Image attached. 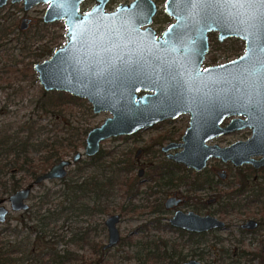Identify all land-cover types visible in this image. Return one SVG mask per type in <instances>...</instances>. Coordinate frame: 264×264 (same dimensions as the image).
I'll use <instances>...</instances> for the list:
<instances>
[{"label": "water", "instance_id": "1", "mask_svg": "<svg viewBox=\"0 0 264 264\" xmlns=\"http://www.w3.org/2000/svg\"><path fill=\"white\" fill-rule=\"evenodd\" d=\"M7 1L0 0V7ZM81 1L10 0L12 4L22 2L24 11L46 3L42 22L63 20L66 26V43L47 59L33 64L42 90L63 91L84 98L91 103L94 113L108 111L110 116L87 131L83 153L77 151L71 158L59 160L22 188L0 197V223L5 221L9 210L28 208L27 200L35 185L63 179L67 167L82 155L90 157L98 153L103 140L133 134L183 113L191 114L190 125L182 137L184 148L168 154V158L196 169H201L210 156L230 160L235 166L264 165V53L257 48L248 60L240 59L248 48L239 23L246 19V15H239L245 10L219 9L212 5L194 15L185 0H165L164 11L174 21L156 39L150 26L156 12L154 0H132L108 13L103 9L108 0H96L85 14L79 12ZM26 22L24 18L20 21L21 30L26 28ZM209 32H218L219 41L239 38L244 43L243 53L229 62L201 70L209 49ZM140 91L144 93L138 95ZM231 115L245 118L232 119L227 126L219 127V123ZM246 127L251 129V135L245 141L224 148L204 144L214 135ZM169 147L171 145L163 151ZM172 203L173 199L169 198L165 205ZM118 221L117 214L105 219L108 236L104 249L119 242ZM170 222L195 232L224 225L214 217L179 211ZM253 224L254 221L249 220L244 226ZM181 264L203 263L190 259Z\"/></svg>", "mask_w": 264, "mask_h": 264}, {"label": "rangeland", "instance_id": "2", "mask_svg": "<svg viewBox=\"0 0 264 264\" xmlns=\"http://www.w3.org/2000/svg\"><path fill=\"white\" fill-rule=\"evenodd\" d=\"M131 0H110L108 7L112 8L118 3H127ZM159 7L161 8L156 16L154 24L152 26L156 30L164 28L172 20L170 17L166 16L163 12V5L165 0H154ZM94 0H84L81 5L82 9L88 8L93 4ZM46 3H40L24 11L22 8V2L18 3H7L5 6L0 8V23L5 26L12 27V34L8 35L7 47L9 48V53L13 52V55L18 54V59L28 60L27 57L24 58L26 53L20 54L18 47L23 44L30 46L34 44V47L40 44H50L49 49H55L58 46H61L65 43L64 33L66 28L63 22L55 21L47 24L45 28H41L42 17L44 10L46 8ZM27 20V26L25 29L21 30L19 28L20 21L22 19ZM39 28L45 30V35L42 41L36 42L35 39L31 41L24 40L26 36H30ZM158 30V31H159ZM40 34H43L41 32ZM36 38L37 36L34 35ZM18 38L13 41L11 39ZM6 41V42H7ZM35 41V42H34ZM210 49L206 55L204 65L219 64L227 62L235 57H238L243 53V41L237 38H231L222 45H219L216 42L215 34L210 35ZM31 45V46H32ZM13 48V51L11 49ZM34 50V49H33ZM44 58L38 59L36 62H41ZM35 73V72H34ZM32 75V74H31ZM21 85L27 86V88L22 91L19 95H14L12 89L8 88L5 82H0V121L1 120H15L21 119L22 117L28 115L31 111V105L29 104V99H35L39 93V90L42 89L38 83L37 76L32 75L31 80H25ZM5 86L7 88L2 89ZM9 95V96H8ZM83 100V107H72L68 109L71 113L70 123L74 128H87V131L95 126L100 125L104 119L110 116L108 111H100L94 113L91 107V103H88L86 99L80 98ZM69 115H67L68 118ZM188 122V117L186 115L179 116L170 124H159L157 128L153 126L149 128H144L139 130L137 133L129 136H113L108 139H105L101 142V161L108 163L109 160L114 162L118 160H125V163L119 164L120 166H126V162L134 166L131 170L127 169L122 172L123 179L124 177H129V173L132 172V176L136 177L137 182L140 179H145V176L148 174L151 175L153 168L160 166L161 163L166 161V158L162 154L160 147L166 144L164 141L165 136L169 135V131H174L170 135L173 137L171 141L176 142L180 139V136L183 132L184 126ZM179 129V130H178ZM86 134L83 136V144L78 147L76 151L83 153L84 150V139ZM249 136V130L244 129L240 131H235L224 135L220 139L210 141V143H217L219 145H227L228 143L234 142L236 140L245 139ZM177 147L175 150H179ZM139 150H141L139 152ZM75 151H63V158H71ZM108 156V157H107ZM93 163L90 158L82 156V159L71 166L67 167L66 180L69 181L78 176H87L91 173H95V168L89 166ZM114 167H119L115 165ZM212 168L218 170H224L227 173V179L225 184H228L233 181L236 183L238 177L242 174L248 177V182L246 189H252L256 186H264V168L260 169L256 175L260 178H257L256 181L252 179L254 175L248 165H243L239 168H235L229 162L223 164L219 159H210L209 160V170L201 173L199 178L204 176H210L212 182H219L221 180L217 179V176L211 171ZM78 169H84L82 172ZM140 169H143V174L141 177L137 176V173ZM159 169V168H156ZM171 169V168H170ZM170 171L168 168L164 169ZM176 175H184L185 173L187 178L195 177L194 172H188L187 170H181L175 172ZM198 177V176H196ZM30 181V180H29ZM32 181V180H31ZM133 180L131 179L130 182ZM187 181V180H186ZM159 183H162L161 181ZM26 185V184H25ZM23 185V186H25ZM63 179L58 180H46L41 182L38 185H35L30 193V196L27 200L28 208L31 211H10L7 214L5 221L0 223V234L4 240H9V242L23 240V242H32L36 238L34 233L29 235L30 229L28 226L33 227L35 223L29 222L28 216L35 217L43 214V210L47 207H52L54 205L60 206L63 204V196L60 194H54L63 190ZM175 187V186H174ZM207 188V185H204ZM139 193L132 197L127 198V195L123 190L114 191V193L108 199V208L109 212L107 213H95L94 215H80L70 216L69 219L65 220L64 218L58 219L55 223L51 224L46 228V237L43 241L50 242L51 246L54 247L57 251H61L64 247H70L76 251V254L80 257H83L88 261L95 260L98 256L93 254L89 245L85 244L83 240L80 246L79 244H69L68 240L73 234H81L90 242L99 243L97 247L106 243L107 232L104 226V220L107 216L111 214H119L120 219L117 223V228L120 234V241L113 247L107 249L103 252L104 259L100 264H179L180 262L195 258L206 264H264L260 262V256L262 243H250L249 237L244 236L241 240L243 241L240 246L236 244V240L240 237L239 232H237V226L244 219V217L237 214L231 213L222 216L221 213L217 214L222 218L227 224L228 227L225 230L215 231L212 233L206 234L202 240L205 245L208 247L201 251L200 248L197 249L198 237H190V235L180 233L171 228H167V218L170 217V212H159L153 211V205L155 204L154 200L161 199L162 201L165 198V194L175 189H165V193H157L156 195H148L146 192L147 185L140 183L138 187ZM180 194L187 196L190 200L187 201L189 205L190 201L193 203V198H197V195L203 196V198H210V190L205 189V191H200V193H192L189 191L188 186L181 185L176 187ZM155 189V188H154ZM157 190V189H156ZM169 190V191H168ZM226 190V189H225ZM164 191V190H163ZM126 195V196H125ZM40 197H45L46 199L42 201V206L40 211H36L37 207L41 205ZM188 206H182V209L187 210ZM216 206H209L206 209H201L198 207V212H206L215 210ZM251 214L254 215L257 213L256 208H252ZM36 213H32V211ZM255 218L258 215H254ZM24 223H27L24 225ZM8 229V231H3ZM35 229V228H34ZM11 230H14L13 233ZM11 231V232H9ZM262 236V232H259ZM52 234L50 236H47ZM55 237V238H54ZM63 238L64 241L60 239ZM77 241V240H76ZM56 242V243H54ZM40 244V245H39ZM45 246L44 243H38V248L41 250ZM233 245L237 250L233 248ZM35 246V245H34ZM48 246V245H47ZM44 250V249H43ZM229 251V254L225 252ZM36 251H39L36 249ZM234 251H237V254L232 255ZM102 252V251H101ZM241 252H251L256 253L259 257L251 259V255L241 254ZM33 254V253H30ZM241 255V256H240ZM28 254L20 255L22 258L20 264H41L36 261L33 262L32 259H25ZM232 256V259L229 257ZM46 260V258H44ZM43 259V260H44ZM250 259V260H249ZM42 260V261H43Z\"/></svg>", "mask_w": 264, "mask_h": 264}, {"label": "trees", "instance_id": "3", "mask_svg": "<svg viewBox=\"0 0 264 264\" xmlns=\"http://www.w3.org/2000/svg\"><path fill=\"white\" fill-rule=\"evenodd\" d=\"M40 21L41 28H45L47 24ZM41 28L33 34L31 33L29 37L24 33L25 38L23 39L42 41L45 30ZM41 32L43 34H40ZM9 34H12V27L0 23V82H5L7 87L12 89L11 94L19 95L27 88L19 83L31 80L32 75L35 76L33 64L38 59L49 56L53 49H49L50 44L46 43L34 47V44L27 46L22 42L18 50H20V54L22 51L26 53L24 58L27 57L28 60L18 59V54L9 53L7 47V43L10 41ZM34 35L37 37L35 38ZM15 39L18 38H13L11 41ZM11 50L13 51V48ZM1 87H3L2 89L7 88ZM29 104L31 111L28 115L21 119L7 120V118L0 121V197L15 192L39 173L45 172L52 164L62 159L63 151H76L83 144V136L87 133V128L79 129L72 126L69 120L71 113L70 110L67 111L72 107L82 108V99L67 92H45L40 89L35 99H29ZM67 115H69L68 118ZM91 160L93 163L90 165L95 168V173L84 176L81 180L67 181L66 178H63V190L54 192V194L62 195L64 203L43 210L42 220L40 221L38 218V221L35 222L36 229L34 230L37 235L34 241L28 243L23 240L9 242L7 238L4 240L0 235V264H20L22 260L20 255L25 254H28L25 259H32L33 262L41 260V264H100L101 259L87 262L85 258L77 255L76 251L68 246L57 251L50 242L43 241L46 237V228L58 219L67 220L73 215L76 217L87 215L89 210L93 211L92 213L103 212L106 209V206L101 207L104 199L110 197L114 191L121 190L124 183L130 184L131 178L125 176L123 179L122 176V172L126 171L128 166L106 167L100 163V153ZM83 170L79 169L81 172ZM148 177L150 180L153 178L152 174ZM45 199V197H40L41 205L37 207V212L42 210V201ZM36 211L34 210L33 213ZM6 230L8 231V229L3 231ZM1 233L2 231H0ZM50 235L52 234L47 236ZM60 240L64 241L63 238ZM83 240L88 245V240L76 233L70 237L68 243L71 245L80 243L79 245L82 246ZM38 243L45 244V246L43 245L44 250L38 248ZM98 249L97 246L93 248L97 253Z\"/></svg>", "mask_w": 264, "mask_h": 264}, {"label": "flooded vegetation", "instance_id": "4", "mask_svg": "<svg viewBox=\"0 0 264 264\" xmlns=\"http://www.w3.org/2000/svg\"><path fill=\"white\" fill-rule=\"evenodd\" d=\"M95 1L96 0H94L93 4L90 7L85 8V9H82L81 8V5L84 2V0H82L79 3V12L81 14H85L86 12L90 11L92 9V7L95 5ZM109 1L110 0H108L105 3L104 8H103L104 11L107 12V13L108 12H113L119 4H124V3H121L120 2L116 6H114L112 8H109L108 7ZM8 2L10 3V0H8L7 3ZM130 2H127V3H130ZM164 3H165V1H164ZM155 6H156V12H155V14L152 17L150 26L153 28V31L155 33V38L158 39V37L174 21V19H173L172 16H170L169 14H167L164 11V5H163V12H164V14L166 16L170 17L172 20L164 28H162L160 30L158 29L159 31L156 30L152 26V24H154L155 19H156V16H157V14H158V12H159V10L161 8L159 7V5L156 2H155ZM2 7H0V8H2ZM57 21H60V20H57ZM61 21L63 22V20H61ZM63 24H64V22H63ZM65 28H66V26H65ZM65 33H66V31H65ZM213 34H215V36H216V42L219 45H222L223 43H225V41H227V40H229L231 38H236V37H231V38H226V39H223L222 41H219L218 40V32H209L208 35H207L209 49H210V43H209L210 35H213ZM64 38H65V36H64ZM237 39H239V38H237ZM65 43H66V39H65ZM63 45L58 46L56 48L62 47ZM55 49H53V51ZM209 49H208V51L206 52V54L204 56V60H203V62L201 64V70H203L204 68H206L208 66H214V65L223 64V63H219V64L204 65L205 58H206V55L209 52ZM243 49H244V43H243ZM53 51H52V53H53ZM235 58H237V57H235ZM235 58H233V59H235ZM233 59H231V60H233ZM43 60H45V59H43ZM231 60H229V61H231ZM229 61H227V62H229ZM224 63H226V62H224ZM36 76H37V74H36ZM60 92H63V91H60ZM143 93H144V91H140V92H138V95H142ZM182 115H186L188 117V122L184 126V129H183V132H182V134L180 136V139L177 140L176 142L171 141V139L173 137L170 134L173 133L174 131H172V130L169 131L170 134L167 135V136H165L164 141H166V144L162 145L160 147V150H161L162 154L164 155V157L166 158V161H164L163 163H161L160 166H157V167H154L153 168V172L151 173L152 174V177H153L152 180H150L149 177L147 178V176H149V174H148L147 176H145V179H140L137 182L136 177H133L132 174H131L132 172H130L129 173L130 174L129 177L133 181L130 182L129 185H126L124 183V185H122L121 190H123V192H125V194L127 195V198H132V197L136 196L139 193V191H138L139 188L138 187H139L140 183H144V182H145V185H147L146 192H148V195H150V196L156 195L157 193H159V191H162L163 193H165V189H175V190H171L170 192L166 193L165 194L166 196H165V198H164L163 201L161 199H157V200L155 199L154 200L155 204L153 205V209L152 210L153 211H156V212L157 211H159V212H162L163 211L164 213L165 212H168V213L170 212V217L167 218V223H166L167 228H171L172 230H176V231H178L180 233H184V234L190 235V237L191 236L192 237H198V241H195V243L198 244L197 245V249H199V248L201 249L200 250V253H201L202 250H204L205 248L208 247V245L206 246L204 242L200 241V240H202V238L206 234L212 233V232H215V231L225 230V229L229 228L228 227V224L222 218H220L219 215H217V214L221 213L222 216H224V215H227V214L231 213L230 215L237 214L239 216L244 217V219L241 220V222L237 226V232H239L240 237L236 240L235 243L238 244V246H240V244L243 242L241 239L244 238V236L249 237L250 243H252V244L263 242L262 243V248H261L262 255L260 256L261 257L260 258V262H263V260H264V186L263 187L262 186H256V187H254L253 186L252 189L247 190L246 189V186H247V182H248L247 181L248 180V177L245 176L244 174L243 175L241 174L238 177V181H236V183H233V181H232V182H230L228 184H225V180L227 179V173H226V171H224V170H218L216 168H212L211 171L213 170V172L217 176V179L221 180L219 182H212V179H211V177L209 175L208 176L205 175L204 176V179L203 178H199V175H201V173H204L205 171L209 170V160L215 158V159H219L223 164H226V163L229 162L235 168H239V167H241L243 165H248V168L254 174L252 176V179L254 181H256L257 178H260V177H258L256 175V173L260 169L264 168V165L263 166H260V167H257V168L254 167L250 163H244L242 165L235 166L230 160L224 161L222 158H220L218 156H210V157H208L206 159L205 165L201 169H196V168H194L192 166L186 165L185 163L177 162V161H174V160L168 158V156H167L168 154H175V153L180 152L181 150H183L184 147L181 146V144L184 143L182 137H183L186 129L190 125L191 114L190 113H183V114L178 115L175 118H165V119H162V120H160V121H158V122H156V123L153 124V128H157L161 124H170L176 118H178L179 116H182ZM235 118L244 119L245 117L244 116H234V115L225 117L219 123V127H225V126H227L231 122V120L232 119H235ZM145 128H149V127H145ZM244 129H248L249 130V136L246 137L245 139L236 140L234 142H231V143H228L227 145H222V146L219 145V144H217L216 142L215 143H210V141H214L216 139H220L224 135H227L229 133H233L235 131L244 130ZM240 130H235V131L223 133V134H220V135H214V136L208 138L207 140H205L204 141V144L206 146H218L220 148H224V147H228V146L234 144L237 141H245V140H247L250 137V135H251V129L248 128V127H246V128L240 129ZM137 132H135V133H137ZM135 133H133V134H135ZM130 135H132V134H130ZM119 136H129V135H119ZM100 145H101V143H100ZM169 145H171V147H169L167 149V151L164 152L163 151V148L164 147H168ZM177 147H179L180 149L174 151L173 149H175ZM140 151L141 150H139V152ZM76 152L77 151H75L74 153H76ZM99 153L101 154V146H100V150L98 151V153H96L93 156H90V157L86 156V157L90 158V160H91L92 158H94ZM82 156L78 159V161L76 163H78L82 159ZM101 156H102V154H101ZM253 158L254 159H259L258 156H254ZM76 163H74V164H76ZM100 163L102 165H105L106 167L115 166V165L120 166L119 164H121V163L124 164L125 163V160H118L116 162H114L113 160H109L108 163H105L104 161H100ZM89 166H91V165H89ZM126 166H128V169L129 170H131L132 167H134V166L130 165L127 162H126ZM156 168H159V169H156ZM167 168L169 170H171V172L170 171H167V170H164V169H167ZM140 170H142L141 171V175H139V171H138V173H137V176L138 177H141L142 174H143V169H140ZM181 170H184V171L187 170L188 172L189 171L190 172H194L196 174V176H198V177L195 176V177H189V178H187V176H185L186 175L185 173H183L184 175H176L175 172L181 171ZM78 173H79V169H78ZM82 178H83V176L81 175V176L75 177L72 180H76V179H80L81 180ZM160 181L162 183H159ZM180 184L181 185L188 186L189 191L192 192V193H194V194L195 193H200V191L202 192V191H205V189H207V190H210L213 195H211L210 198H208V199L203 198V196L197 195V198H193L194 199V200H192L193 203H191V201H190V203L188 205L187 204V201L190 200V199L187 196L180 194L179 191L176 190L177 189L176 187L177 186H180ZM204 185H207V188L204 187ZM162 192H160L159 194H161ZM109 198L110 197L104 199L105 201L103 202V205L101 207L106 206L105 207L106 209L102 213L109 212V208H108V204H109L108 199ZM169 198H172L173 199V203L171 205H169V206H166L165 205V202ZM182 206H188L189 208L187 210H184V209H182ZM209 206H214V207L216 206V208H215V210H211V211H206V212L199 211L198 212V209H197L198 207H200L201 209H206ZM252 208H256V210H257L256 212L257 213H255L254 215H258L257 218H255L254 215H250L251 214L250 213L251 210H253ZM24 211H31V210H29V208H27ZM177 211H179V212H181L183 214L193 213L194 215H197L199 217H205V216L214 217V218L222 221L224 223V225L221 228H214V229H210L208 231H201V232L189 231V230H186V229H183L181 227L174 226L173 224H171L170 220L174 217V215L176 214ZM92 212L93 211L89 210V214L90 215L91 214L92 215L95 214V213H92ZM32 213H33V211H32ZM99 213H101V212H99ZM111 215H113V214H111ZM117 215H119V214H117ZM42 217H43L42 215H40V217L39 216L36 217V215H35V217L32 218V216L30 217V215H29L28 216V220H29V222L35 223L36 221H38L37 220L38 218H40V221H41L42 220ZM119 219H120V215H119ZM249 220H253L255 224H253L251 227L244 226V225L247 224V222ZM104 226H105V220H104ZM28 228L30 229L29 235L31 233H34L33 235H35V236L37 235L36 234V231L34 230V228L36 229V223H35V225L33 227L28 226ZM105 228H106V226H105ZM32 229L34 231H31ZM106 232H107V228H106ZM259 232H262V236L260 235ZM43 234H44V232L42 231V235ZM106 242H107V238H106ZM104 244H102L100 246V248L98 249V253H97V251L93 250V248L94 247L96 248V246L99 245V243H94V242L88 241V245H89L90 251L93 254H96L98 256L97 258H94V259H101V261L104 259L103 252H105L107 249H109V248L104 249L103 248V245ZM233 248L235 250H237L234 245H233ZM225 252L227 253V255L229 254V251L228 250H226ZM235 254H237V251H234L232 255H235ZM241 254H247L248 256L251 255V259L252 258H255V257H259L258 254L251 253V252H245V253L244 252H241ZM190 259H195V258H190ZM190 259L184 260V261L180 262L179 264H181L183 262H186V261H188ZM229 259H232V256H230ZM195 260L199 261L198 259H195ZM232 260H235V259H232ZM91 261H93V260H91ZM199 262H201V261H199ZM201 263L206 264L204 262H201Z\"/></svg>", "mask_w": 264, "mask_h": 264}, {"label": "snow or ice", "instance_id": "5", "mask_svg": "<svg viewBox=\"0 0 264 264\" xmlns=\"http://www.w3.org/2000/svg\"><path fill=\"white\" fill-rule=\"evenodd\" d=\"M185 2L191 6L194 15L206 11L212 5H216L219 9L227 7L245 10L239 12V15H246V19H241L239 23L244 32L242 38L248 41V48L245 56L240 59L248 60L257 48L261 53H264V0H185ZM229 14L234 15L231 12ZM99 39L102 41L104 35L102 34ZM95 41L96 38L93 43ZM107 50L110 51V49ZM262 67H264V62H262Z\"/></svg>", "mask_w": 264, "mask_h": 264}]
</instances>
